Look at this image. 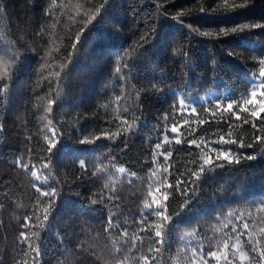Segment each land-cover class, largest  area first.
I'll return each instance as SVG.
<instances>
[{
  "label": "trees",
  "instance_id": "1",
  "mask_svg": "<svg viewBox=\"0 0 264 264\" xmlns=\"http://www.w3.org/2000/svg\"><path fill=\"white\" fill-rule=\"evenodd\" d=\"M157 2L159 0H109L107 11H102L105 18L98 16L96 21L84 27V14L93 12L95 9L91 5H99L103 0H0V44L18 41V51L22 56L10 96H0V124L4 126V131H0V264H21L22 261L32 264L30 250L28 256L23 254L27 249L21 245L19 233L24 230L25 215L31 213L36 203L32 187L34 178L30 172L15 167L14 163L21 155L27 158L24 150L29 136L32 139L27 147L32 149L30 159L37 168L50 155L42 132L46 121L40 117L44 115L43 108L48 98H56L54 95L49 97L48 78L53 81L54 93V73L60 71L62 64L67 65L65 71L69 76L62 84L57 104L53 105L56 135L50 138L56 146L51 154L52 172L45 171L41 175L42 180L48 176L49 183L58 189V193L51 201L47 222L50 228L33 227V220L27 230L34 246L46 251L39 264H104L102 253L105 247H111V240L101 225L106 221L109 208L117 214L122 213L120 219L128 221L130 233L135 230L140 213L144 211L147 176L151 168L139 172L138 179L132 184L125 179L115 185L119 208L90 205L91 199L98 198L94 193L109 195L103 184L115 179L105 176L94 186V164L104 160L110 150L119 159L125 135L127 149L121 163L127 168L129 165L124 161L132 164L151 162L150 148H154L158 139L162 140L165 129L170 133L173 117H176L179 131L170 133V139L195 138L197 143H204L211 150L220 146L219 135L228 133L227 125L221 122L217 127L203 109L214 107L217 98L232 97L245 91L248 87L246 80L252 72H258V66L254 65L264 53V29H245L227 37L219 35V30L239 24L264 23V0H248L246 7L236 10H231V6L243 4L244 0H228L227 8L224 0H165L168 11L164 17L155 15ZM201 6L209 7V11L200 13ZM49 11L53 12L55 28L51 27L53 21L45 19ZM181 12L185 13L182 22L174 20L173 17ZM189 25L212 35L204 37L191 33ZM82 27L83 46L70 56L71 43ZM152 27L156 32L148 37L147 51L137 63L135 78L127 86L133 98L129 103L135 102L137 91L140 93L142 103L134 113L139 119L133 121V113H127L133 131L109 139L102 133L122 131L111 106L108 109L104 107L122 86L114 74V61L117 56H124L122 62L132 63L137 53L131 49ZM42 29H47L44 39L50 42L52 52L51 64L45 68H41L43 62L31 50H39L35 33ZM184 53L191 57L190 66H185L181 59ZM39 72L43 73V79ZM152 84L161 91L152 90ZM211 92L217 96L204 103H194L195 114L189 109L184 110L185 117H193L194 131L192 136H187V125L178 118L180 109L177 108L173 114L170 105L178 96L187 97L189 103ZM124 107L122 102L121 112ZM166 114L170 117L167 121ZM196 115L209 122L197 126ZM232 134L234 139L239 137L246 142H250L253 135L249 125L239 122L233 124ZM95 136H100V139L93 144L81 143ZM189 147L194 153L200 151L195 146L183 145L184 149ZM228 147L235 150L239 145ZM180 148L173 146L171 149L173 155L168 164L169 171L183 172L191 166L189 152L178 151ZM240 152L256 159L242 160L240 165H234L227 171H209L202 177L203 186L198 199L187 207H182L183 201L179 198L171 201L169 211L173 215L168 223L175 226L176 235L183 236L184 241L173 244L171 260L168 259L169 253H164V264H175L176 248L189 243L186 234L194 229L209 237L215 233L219 239L218 230L230 212L247 217L251 211L253 222L259 220L256 208L264 200V153L260 146L243 148ZM81 159L87 163L86 171L79 168ZM104 163L107 164V160ZM165 163L160 158L159 163L151 167L159 172ZM41 199L47 202V198ZM88 207L95 210L84 212L83 209ZM40 215L42 219L43 214ZM217 217H220L219 221ZM150 220H155V217ZM255 227L257 230L264 227V221L256 223ZM73 233L79 239L70 243ZM199 240L200 236L191 237V246ZM81 242L85 248L84 256L79 254ZM148 243L145 238V249ZM89 250L94 254L86 259Z\"/></svg>",
  "mask_w": 264,
  "mask_h": 264
},
{
  "label": "snow or ice",
  "instance_id": "2",
  "mask_svg": "<svg viewBox=\"0 0 264 264\" xmlns=\"http://www.w3.org/2000/svg\"><path fill=\"white\" fill-rule=\"evenodd\" d=\"M248 0H244L243 4H233L231 10L246 7ZM109 6V0H103V3L99 5H91L95 10L93 12L85 13L83 18V26L86 27L97 20V17H102V11L106 12ZM225 8L228 7V0H224ZM168 9L165 7V0H159L155 6V15L157 17H164ZM209 11V7L201 6L199 8L200 13H206ZM215 11V9H212ZM185 13H177V16L173 17L174 20L182 18ZM105 18L104 16L102 17ZM46 20L53 21L52 28L56 27V22L53 18V12L49 11ZM190 32L200 36L209 37L212 35L209 31L200 32L198 28H193L189 25ZM245 29H264V23L254 24H239L232 28H221L219 35L227 37L230 33L243 32ZM36 32L35 36L39 41V50L36 48L31 49L40 57L41 68H45L51 64L52 52L49 48V41L44 39V31ZM84 28L82 27L77 32L74 41L71 43L72 52L69 54L74 55L83 46L82 34ZM156 32L155 27L149 28L147 34L141 35L136 42V47L131 49L137 53L135 58H132V63L122 62L124 56H117L114 61V74L118 77L120 84L122 85L118 92H114L113 98H110L108 104L104 105L106 109L111 106L112 112L115 114L114 118L118 121L122 131L116 133L104 132L102 135L111 139L113 136H121L125 133H131L133 131V124L129 122L127 113H133L132 120L136 121L139 117L134 115L135 111L140 109L142 103L140 99L139 91L135 94V102L131 101L132 95L128 92L127 86L131 82V79L135 78V70L137 63L144 53L147 51L145 45L148 44V37L154 35ZM18 41H7L0 44V96H10L12 91V84L14 77L18 69V65L22 61V56L18 51ZM25 50L29 49L25 46ZM59 52V49H56ZM184 60L185 66L191 65V57L184 53L181 56ZM254 66H258V72H252L247 80L248 87L245 91L232 97L217 98L214 101V107H205L203 111L209 114V119L216 123L217 127L221 122L227 125L229 128L228 133L219 135L220 146L209 150L204 143H197V139L190 138L182 140L180 138L170 139V133L175 134L179 131L175 122L176 117H173V123L170 128V133L167 129L162 133V140L155 142L154 148H150L151 162L140 164H132L130 161H124L129 166L126 168L121 161L126 155L127 149V136H124V149L121 150V157L118 159L115 155L109 151V154L104 157L107 160V164L104 160H99L94 164L96 172L92 174L93 185L103 179L105 176H111L112 179L109 183L103 184V188L107 189L109 195L105 197L103 193L98 195V198L91 199L90 205H103L104 207L119 208V197L115 195V185L122 183L125 179L129 184H132L138 179V173L145 168H151L147 176V194L144 198V211L140 213L139 222L135 226V230L129 232L128 221H122L120 215L113 212L109 208L106 221L101 225L106 236L111 240V247H105L103 250L104 264H164V253H169L168 259L171 260V252L174 243L183 242V236H177L175 233V226L168 222L172 220V213L169 211L172 200L177 198L183 201L182 207L189 206L193 201L198 199V192L202 190L203 180L202 177L209 171H215L217 169L221 171H227L234 165H240L242 160L251 161L256 159L253 155H243L240 149L254 148L255 146L261 147V152L264 153V53L260 55V58ZM66 64H62L60 71L54 73L56 89L53 93V81L48 78V94L49 97L55 96L56 98H48L47 105L43 108L44 115L40 117L42 121H46L42 132H44V139L48 142L47 151L50 154L40 167L37 168L36 164L30 159L32 149L27 147V144L31 142V136L26 138L25 152L28 154L27 158L21 155L14 163L15 167H19L25 172H30L34 181L32 187L35 190L36 203L30 214H26L24 217L25 223L23 229L20 231V243L27 250L23 252L24 256L29 255V251L32 254V264H39L40 259L46 254V251H42L40 246H34L31 242L27 230L29 229V222L35 221L33 227L44 226L45 230L50 228L47 223L49 221L51 201L52 197L56 196L58 189L52 187L49 183L48 176H44L43 180L41 175L47 171L51 174L52 169L50 164L52 163V150L56 144L51 137H55L56 131L53 125V105L57 104V98L60 97L62 92V84L69 76V72L65 71ZM215 70V69H213ZM38 75L43 79V73L39 72ZM161 83H164L161 80ZM152 90L159 92L161 89L156 84L151 85ZM147 91V90H146ZM187 97L178 96L173 100L170 105V110L173 114L176 113L177 108L180 109L179 119L184 120V124L187 125L186 135L192 136L193 126L191 115L185 117L184 110L189 109L187 103ZM125 105L123 112H121V104ZM190 113L195 114L197 112L195 107L189 109ZM107 114V113H106ZM170 117L166 114L165 121ZM208 120L200 119L198 115L195 117V123L197 126L208 123ZM235 122H239L243 125H249L252 129V137L250 142H246L241 138H233L232 126ZM138 130V127H137ZM0 131H4L3 124H0ZM161 133H158V136ZM227 137V138H226ZM100 136H95L93 139H84L81 143L93 144L96 140H99ZM187 144L195 146V149L200 150L193 152L192 148L184 149L183 145ZM239 145L235 150L228 146ZM181 146L179 150H187L191 159L189 160L190 167H186L183 172L169 171L168 164L172 157V147ZM214 153V154H213ZM160 158L166 162L161 166L162 170L157 171L152 168V164H158ZM119 165V166H118ZM79 168L81 171H86L87 163L85 160H79ZM159 177V178H157ZM47 198V202L41 198ZM154 205V207H153ZM95 209L92 207L84 208V212H92ZM42 219H41V215ZM257 217L259 220L253 222L252 212L249 211L247 217L243 214L235 215L228 213V219L221 224L219 231V239H217L215 233L209 237L207 234H202L198 230H193L192 233H187L189 237V243L184 244V247H177L175 264H264V227H260L258 230L255 227L256 223L264 221V200L261 201V206L256 208ZM151 217H155V220H150ZM220 220V217H217ZM33 236H37L36 232H32ZM193 236H200V240L196 242L194 246H191L190 238ZM39 239V237H37ZM145 238L149 243L145 249ZM79 239L75 233H73V240ZM63 243V241H60ZM79 254L84 256L85 248L83 242L79 244ZM89 250L90 258L93 255ZM21 264H26V261H22Z\"/></svg>",
  "mask_w": 264,
  "mask_h": 264
},
{
  "label": "rangeland",
  "instance_id": "3",
  "mask_svg": "<svg viewBox=\"0 0 264 264\" xmlns=\"http://www.w3.org/2000/svg\"><path fill=\"white\" fill-rule=\"evenodd\" d=\"M216 96H217V93H215V92H211L209 94H205V95L199 97L198 99H196L195 101L189 102L188 103L189 109L191 107H193L194 103H198V102L204 103V102H207L208 100H211L212 98H215ZM186 110H188V109H186Z\"/></svg>",
  "mask_w": 264,
  "mask_h": 264
}]
</instances>
